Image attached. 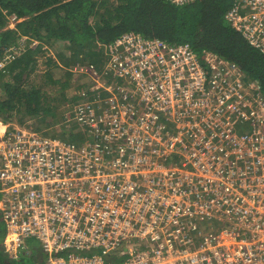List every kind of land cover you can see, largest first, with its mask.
Listing matches in <instances>:
<instances>
[{"label": "built area", "instance_id": "built-area-1", "mask_svg": "<svg viewBox=\"0 0 264 264\" xmlns=\"http://www.w3.org/2000/svg\"><path fill=\"white\" fill-rule=\"evenodd\" d=\"M226 19L264 54V0H234ZM103 55L73 67L83 89L63 122L83 141L2 123L5 252L35 244L41 264H264L261 84L213 53L135 32Z\"/></svg>", "mask_w": 264, "mask_h": 264}, {"label": "trees", "instance_id": "trees-1", "mask_svg": "<svg viewBox=\"0 0 264 264\" xmlns=\"http://www.w3.org/2000/svg\"><path fill=\"white\" fill-rule=\"evenodd\" d=\"M233 4L234 0H194L182 5L168 0H0V117L12 119L15 112L47 121L58 110L61 126L50 131L39 126V130L49 136L83 141L74 132L76 127L67 130L63 122V114L77 100L73 92L83 89L70 84L75 76L70 67L102 65L104 47L129 32L171 44L186 43L200 57L213 53L232 61L264 90V54L226 19ZM10 16L22 20L11 26ZM23 38L26 45L20 53ZM34 40L36 45L32 44ZM54 44L63 47L57 50L55 58L47 55ZM61 72L63 77L54 79L55 73ZM39 80L44 82L38 83ZM52 83H60L65 90L60 93L59 105L50 104L53 98L44 90ZM4 236L0 210V264L43 262L45 255L36 245L23 249L18 257H11L3 249ZM108 259L114 264L122 262L117 256Z\"/></svg>", "mask_w": 264, "mask_h": 264}, {"label": "rangeland", "instance_id": "rangeland-1", "mask_svg": "<svg viewBox=\"0 0 264 264\" xmlns=\"http://www.w3.org/2000/svg\"><path fill=\"white\" fill-rule=\"evenodd\" d=\"M22 42H23V43H21L22 44L21 45L22 48L19 50L20 52L23 51L24 44L26 45V38H23ZM61 48H63L61 45L54 44L53 46L50 47L51 51H49L50 53L47 54V55L48 56L49 55L50 56L52 55L55 58L58 55V51L57 50L58 49H61ZM44 49H45V47H44ZM39 66L42 69L45 68V66L43 64H41V63L39 64ZM72 68L70 67V69H72ZM63 74H64L63 72H61V73H55L54 79L59 80L58 78L59 77H63L62 76ZM43 82L44 81H40V80L38 81V83H43ZM82 82H83V79L82 78H79L78 75H75V76H72V79L70 81V84L73 87H76L77 85H79ZM44 90L46 91V93L51 98H53V100L50 101L51 102L50 104H52V105H59L58 102L61 101L60 93H63L65 91V90L62 89V86L60 85V83L47 84V86L44 87ZM67 107H69L68 104H67ZM11 117H12V119H10V118L7 119V117L4 118L3 116H1L0 117V128H3V124H5V122L6 123L7 122H16V124H19V125L23 126L22 128H25L27 130L35 129V130H37L39 132H42L43 131V130L42 131L39 130V126H44L43 129L46 130V131H50V130H53V129H58L61 126L60 125L61 124V121H59V117H61V114L58 113V110L56 111L55 116L52 119L49 118V120H47V121H41L38 117L37 118H32L30 116L25 117V116H23L21 114L15 113V112H14L13 115H11ZM32 245H35V244H32Z\"/></svg>", "mask_w": 264, "mask_h": 264}, {"label": "crops", "instance_id": "crops-1", "mask_svg": "<svg viewBox=\"0 0 264 264\" xmlns=\"http://www.w3.org/2000/svg\"><path fill=\"white\" fill-rule=\"evenodd\" d=\"M73 69V68H72ZM73 92V91H72ZM74 93V92H73Z\"/></svg>", "mask_w": 264, "mask_h": 264}]
</instances>
